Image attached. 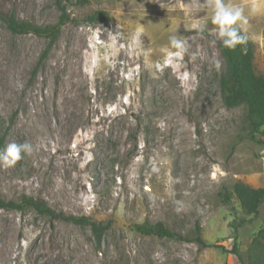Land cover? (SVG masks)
Wrapping results in <instances>:
<instances>
[{
    "label": "rangeland",
    "instance_id": "1",
    "mask_svg": "<svg viewBox=\"0 0 264 264\" xmlns=\"http://www.w3.org/2000/svg\"><path fill=\"white\" fill-rule=\"evenodd\" d=\"M151 1L165 13H148ZM226 2L244 8L264 75V0ZM65 5L70 21L54 41L13 34L0 21L1 151L12 142L34 148L15 166L0 167V198L42 197L108 229L99 241L89 226H52L32 209H0V264H160L156 253L163 264H240L235 244L247 261L264 226V203L258 216L249 214L235 186L264 188V145L252 139L245 107L224 102L226 64L204 0ZM0 11L39 27L61 17L55 0H0ZM97 12L109 22H91ZM147 22L163 45H148L140 31ZM173 34L190 47L165 65ZM158 223L186 240L199 227L208 247L135 227Z\"/></svg>",
    "mask_w": 264,
    "mask_h": 264
},
{
    "label": "trees",
    "instance_id": "2",
    "mask_svg": "<svg viewBox=\"0 0 264 264\" xmlns=\"http://www.w3.org/2000/svg\"><path fill=\"white\" fill-rule=\"evenodd\" d=\"M55 1L58 10L61 12L60 22L56 26L39 27L25 21H20L12 11H0V21L13 34H34L54 41L63 25L70 21L65 4L70 3L71 0ZM89 20L91 22H109L110 16L106 12H97ZM219 49L226 64L225 73L220 79L224 102L228 107L240 105L245 107L252 129L251 137L257 143L264 145V75L258 73L255 67L253 45L248 41L246 45H238L235 49H229L225 48L220 42ZM3 143L4 140L1 138L0 151ZM235 193L247 212L255 217L258 216L259 209L264 203V188H252L239 183L235 186ZM222 197L226 204L230 203L231 196L229 194H223ZM0 209L16 210L19 212L32 209L41 216L49 217L52 226L55 221L89 226L99 241L108 229L107 225L94 222L88 217L58 211L51 207L42 197L37 196H24L17 202L6 201L0 198ZM135 227L137 231L143 234H156L160 237L194 242L202 248L208 247L201 237L199 227L196 228V234L188 240L161 223L155 225H136ZM232 251L237 256L240 264H264V226L254 235L249 245L247 261H244L237 251L236 244Z\"/></svg>",
    "mask_w": 264,
    "mask_h": 264
},
{
    "label": "clouds",
    "instance_id": "3",
    "mask_svg": "<svg viewBox=\"0 0 264 264\" xmlns=\"http://www.w3.org/2000/svg\"><path fill=\"white\" fill-rule=\"evenodd\" d=\"M205 7L208 10L210 21L215 27L211 30L215 33L216 39L219 40L225 48L235 49L238 45H246L251 38L247 34L245 25L247 24V16L244 8L226 0H204ZM206 26H201L200 32L204 31ZM169 46L174 51L167 53L164 64L170 65L173 59L181 60L188 53L190 45L186 40L177 36L170 35ZM160 69V63L155 65ZM219 68V62L216 63ZM33 145L24 141L22 143H9L2 151H0V167L8 168L15 166L25 156L32 154ZM154 260H159L163 264V257L156 253Z\"/></svg>",
    "mask_w": 264,
    "mask_h": 264
},
{
    "label": "bare ground",
    "instance_id": "4",
    "mask_svg": "<svg viewBox=\"0 0 264 264\" xmlns=\"http://www.w3.org/2000/svg\"><path fill=\"white\" fill-rule=\"evenodd\" d=\"M130 1V0H129ZM149 1V0H148ZM192 2V1H191ZM148 5L150 6V8L148 9V13H151V14H159L160 15V13L162 14V12H164L165 13V8H167V7H157L156 6V4L154 3V2H148ZM174 6H175V4H174ZM190 6V5H189ZM130 7V6H129ZM248 7V6H247ZM143 8V7H142ZM189 8V7H188ZM147 9V8H146ZM169 9V8H168ZM171 9V8H170ZM139 10H141V9H139ZM177 10V9H176ZM175 10V11H176ZM168 11V10H167ZM169 11H172V10H169ZM136 12H137V10H136ZM135 12V13H136ZM140 12V11H139ZM145 12H147V11H145ZM144 13V12H143ZM167 13V12H166ZM175 13H177V12H175ZM174 13V14H175ZM169 14V13H168ZM167 14V15H168ZM170 14H172V12H170ZM170 14H169V16H170ZM132 15H134V14H132ZM132 15H130V16H132ZM158 15V16H159ZM163 15V14H162ZM165 15V14H164ZM166 15V16H167ZM178 15V14H177ZM136 16V15H135ZM134 16V17H135ZM147 16V15H146ZM149 16V15H148ZM147 16V17H148ZM161 16V15H160ZM173 16V15H172ZM142 17V16H141ZM150 17V16H149ZM165 17V16H164ZM174 17H176V16H174ZM151 18V17H150ZM168 18V17H167ZM140 19V18H139ZM138 19V20H139ZM152 19V18H151ZM150 19V20H151ZM171 19V18H170ZM174 19V18H173ZM145 22H146V20H144ZM164 21H165V19H164ZM166 21H167V19H166ZM170 21H172V23H173V21L174 20H170ZM161 22V21H160ZM169 22V21H168ZM162 23V22H161ZM170 23V22H169ZM153 24V23H152ZM133 25V24H132ZM143 25V24H142ZM165 26H167L166 24H164ZM169 25V24H168ZM171 25V24H170ZM128 26V25H127ZM130 26V25H129ZM135 26H138V25H135ZM143 26H145V25H143ZM159 26V25H158ZM134 27V26H133ZM139 27L140 26H138V29H139ZM170 27V26H169ZM158 28V27H157ZM171 28V27H170ZM141 29V28H140ZM139 29V30H140ZM164 29V28H163ZM166 29V28H165ZM136 30V29H135ZM168 30V29H167ZM140 31H142V33H143V35L145 36V38H146V40H147V43H148V45L150 44L151 46L152 45H154V44H157V45H163L165 42H166V40H163V39H160V38H158V39H153V38H155V35H154V37H152L151 38V36L154 34V33H156L155 31H156V29L155 28H153L151 25H150V22H147V25L143 28V30H140ZM140 35V34H139ZM140 40V39H139ZM147 43H145V44H147ZM147 45V46H148ZM149 47V46H148ZM164 47V46H163ZM166 47V46H165ZM162 48V47H161ZM167 48V47H166ZM164 49V48H163ZM168 50H170V49H167V51ZM165 50H162V52H164ZM170 51H174L173 49H171ZM169 51V52H170ZM159 52H160V49H159ZM161 53V52H160ZM136 56V55H135ZM153 60V59H152Z\"/></svg>",
    "mask_w": 264,
    "mask_h": 264
}]
</instances>
